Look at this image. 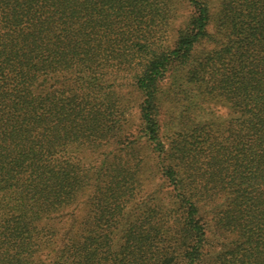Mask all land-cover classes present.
<instances>
[{
  "label": "trees",
  "instance_id": "16d2710c",
  "mask_svg": "<svg viewBox=\"0 0 264 264\" xmlns=\"http://www.w3.org/2000/svg\"><path fill=\"white\" fill-rule=\"evenodd\" d=\"M179 2L0 0V264H264V0Z\"/></svg>",
  "mask_w": 264,
  "mask_h": 264
},
{
  "label": "rangeland",
  "instance_id": "374dc122",
  "mask_svg": "<svg viewBox=\"0 0 264 264\" xmlns=\"http://www.w3.org/2000/svg\"><path fill=\"white\" fill-rule=\"evenodd\" d=\"M214 4V1H213ZM214 7H216V4L214 5ZM178 11H177V19L173 22L175 28L180 25L181 23L184 22V20L188 17L189 13H190V9L189 7L186 6V4H184V0H180L179 5L177 7ZM213 28V26H212ZM212 43H200L198 44V46L196 47V51L197 53H200L202 55H204L206 52H208L211 48H212ZM125 92L124 89H121V94L123 95V93ZM126 105L128 107V111H129V118H130V128H129V133H127V137L129 139H133L134 137H136L139 133H138V110H137V103L138 100L136 99V96H134L133 94H131V96H126ZM137 101V102H136ZM229 109L226 105L221 104V103H216L214 101H207L204 103L203 105V109L199 110V112L197 114H195L193 116V119L195 121L198 120H225L226 118L229 117ZM171 117L170 114L167 112V110L165 109L164 112L162 113V122L168 123V121H170ZM165 127V126H164ZM171 132H168L167 130L165 131L164 128V132H162V135H167V137L170 136ZM165 140V138H164ZM125 141V140H124ZM127 141H125L126 143ZM78 156L81 159L86 160L87 162H91L93 160H95L96 156H98L97 152H93V151H79L78 152ZM142 176H143V188L144 191H146L144 194H149L150 192H153L157 198L161 201H164L165 203H168V199L166 196V187L167 186H163V187H158L160 185V179H159V175L155 173V171H153L152 168H149L148 166H144V169L142 171ZM143 194V195H144ZM140 196L139 198L136 199V201L134 202V207L136 206V204L140 203V206H144L145 202L147 201V198H144V196ZM69 211L73 214V215H78L79 217H83V215H85V212H87V209L85 208V202H84V198L82 197L78 203H76L74 206H72L71 208H69ZM61 216L58 219H53L52 223H54L55 227L61 229L63 227V225L61 223H58ZM56 246H60V242L57 239L56 240ZM42 258L45 261H50V259L52 258V254H49L48 251H44V253L41 255Z\"/></svg>",
  "mask_w": 264,
  "mask_h": 264
}]
</instances>
